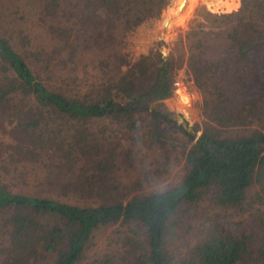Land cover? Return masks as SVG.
<instances>
[{"label": "trees", "instance_id": "1", "mask_svg": "<svg viewBox=\"0 0 264 264\" xmlns=\"http://www.w3.org/2000/svg\"><path fill=\"white\" fill-rule=\"evenodd\" d=\"M159 2L139 8L138 0L125 7L120 0H34L30 22L41 38L34 41L24 31L29 26L0 28L1 138L16 152L33 157L49 148L57 158L50 162L82 188L83 168L64 167L79 157L73 158L77 147L85 151L83 161L102 153L96 175L114 166L126 141L173 152L175 162L163 168L184 160L179 179L163 189L127 195L113 184L95 204L17 192L0 177L4 264H39L41 255L46 264H239L255 252L264 262V217L257 220L252 210L264 201V0H240L214 21L192 17L161 59L163 67L141 53L121 70L113 61L126 53V33L153 16ZM215 3L217 11L237 4ZM94 52L101 57L88 81L76 59ZM62 57L79 68L78 80L63 77ZM172 64L184 67L203 94L209 121L192 143V131L148 107L149 99L140 104L152 93H169ZM96 118L111 124L97 125ZM236 210L246 216L236 217ZM199 214L201 229L194 233L191 220ZM112 224L131 226L127 234L112 230L102 241L106 252L88 259L95 231Z\"/></svg>", "mask_w": 264, "mask_h": 264}, {"label": "rangeland", "instance_id": "2", "mask_svg": "<svg viewBox=\"0 0 264 264\" xmlns=\"http://www.w3.org/2000/svg\"><path fill=\"white\" fill-rule=\"evenodd\" d=\"M134 4L137 0H120L122 7L126 6V2ZM141 2L139 8L147 7L150 5L151 0H138ZM181 0H160L155 5V14L149 19L142 21L136 28L126 33L124 47L126 53L121 58H115L113 63H117L121 67V70H126L132 61L141 53L151 55L155 60L157 59L161 67L163 63L161 59L167 56L168 53L173 51L175 46V39H182L185 30L188 27V23L192 17L202 19L204 21H214L219 16L235 10L240 0H236L235 7L229 10H219L215 8V2H224V0H185L183 5L179 8ZM34 0H0V28H4L8 31H16L17 29H23L29 26L24 31H28L33 40H38L43 36V32L38 27L32 25L30 22V15L32 14V8ZM168 10L167 16L163 18V9ZM215 11V12H214ZM174 16V20L170 21V18ZM119 29V28H118ZM179 41V40H178ZM91 57V58H90ZM101 57L99 52H94L80 60L76 59V65L78 67L86 68L89 73L88 81L93 80V64ZM91 59V60H90ZM64 57L59 64V68L63 77L72 76L79 79L77 71L79 68L75 65V69L68 64ZM107 64L104 60L100 64ZM110 64V63H109ZM114 72V71H113ZM171 79H170V91L169 93L160 98L169 108L177 110L187 122V126L192 128V142H195L199 134L207 127L209 119L203 112V94L200 88L194 83L193 77L186 74L184 67H177L175 64L170 65ZM112 71L109 72L111 74ZM109 74H104L100 81L105 79ZM118 73H112V78H116ZM100 77V76H99ZM176 80L182 81L186 86L185 91L180 90L174 85ZM99 83V80H96ZM94 85V84H93ZM92 86V85H90ZM140 104L145 105L146 99H142ZM148 104V101H147ZM5 116H0V124L5 120ZM94 122L99 125L108 126L111 122L107 118H96ZM239 127V126H237ZM5 134L4 130L0 126V138ZM0 140V177L8 183L10 189L33 195L56 197L60 200H67L79 204H95L101 201L103 190L110 191L112 185L116 184L120 191H127L129 194L145 193L151 190L163 189L166 185L175 183L179 176L182 174L181 165L183 159L180 162H176L169 168L161 167L163 163H169L170 165L175 162V156L173 152L163 150L162 148H146L141 142L126 141L121 144L122 150L119 151L117 147L116 158L114 159V166L100 175L95 174V163L102 156L101 152H96L95 155H87V159L83 161V153L77 147L74 156H79L71 161V163H65L64 167L72 165L74 169L78 167L83 168V179L87 177V184L85 188L77 187L76 184L70 178V175L66 169H61L58 162L53 158L54 153L50 149H42L38 151L36 155L30 157L26 153L16 152L14 146L10 141L1 138ZM130 140V139H129ZM107 152H110L107 150ZM96 156V157H95ZM97 159V161L95 160ZM62 162V161H61ZM64 163V162H62ZM4 165V171H3ZM7 167V169L5 168ZM58 172H61L56 179ZM72 183V184H71ZM104 197V195L102 196ZM129 196H123L122 201L126 202ZM256 213V219L264 217V201L254 202L252 204ZM236 217H244L246 214H240L237 210L232 211ZM202 216L199 214L192 218L191 223L194 225L192 230L197 233L201 229ZM0 221H2L0 215ZM2 223V222H1ZM117 224L109 225L108 227H100L95 231V235L92 238L95 241L94 245L87 251V258H93L97 255H103L107 247H103V240L108 236L112 230L120 228L119 234H127L129 227L131 226H116ZM0 257L1 250L5 248L8 243L7 227H3L0 224ZM115 234V233H113ZM254 239L255 243L257 236ZM106 240V239H105ZM262 243V242H261ZM254 245V244H253ZM258 244L254 246L257 247ZM264 246V243L261 244ZM118 248H122L123 245L118 244ZM258 248V247H257ZM259 251V250H258ZM259 254L257 252L248 255L239 264H264L263 261L258 260ZM3 264V260H0ZM46 258L41 255L36 262L39 264H46ZM30 264H33L30 263Z\"/></svg>", "mask_w": 264, "mask_h": 264}, {"label": "water", "instance_id": "3", "mask_svg": "<svg viewBox=\"0 0 264 264\" xmlns=\"http://www.w3.org/2000/svg\"><path fill=\"white\" fill-rule=\"evenodd\" d=\"M185 0H181L179 4V8L183 5ZM165 9H163L164 11ZM151 97V98H150ZM149 97L148 101V107L155 109L158 112H161L162 114L170 117L173 119L177 124L181 125L184 129H187L188 131H192V128H189L187 126V122L184 119V117L178 113L177 110H174L172 108H169L165 105V103L162 101V99L157 98L156 95H152Z\"/></svg>", "mask_w": 264, "mask_h": 264}, {"label": "built area", "instance_id": "4", "mask_svg": "<svg viewBox=\"0 0 264 264\" xmlns=\"http://www.w3.org/2000/svg\"><path fill=\"white\" fill-rule=\"evenodd\" d=\"M174 85H176L177 88L180 89V90L185 91V89H186V86L184 85V83L182 81L176 80L174 82Z\"/></svg>", "mask_w": 264, "mask_h": 264}, {"label": "bare ground", "instance_id": "5", "mask_svg": "<svg viewBox=\"0 0 264 264\" xmlns=\"http://www.w3.org/2000/svg\"><path fill=\"white\" fill-rule=\"evenodd\" d=\"M167 11H168V9L163 11V13H162L163 18H165L167 16ZM172 20H174V16H172L170 18V21H172Z\"/></svg>", "mask_w": 264, "mask_h": 264}, {"label": "flooded vegetation", "instance_id": "6", "mask_svg": "<svg viewBox=\"0 0 264 264\" xmlns=\"http://www.w3.org/2000/svg\"><path fill=\"white\" fill-rule=\"evenodd\" d=\"M154 93H152L151 95H148V97L152 96ZM155 95V94H154ZM151 98V97H150ZM146 100L149 99V98H145Z\"/></svg>", "mask_w": 264, "mask_h": 264}]
</instances>
